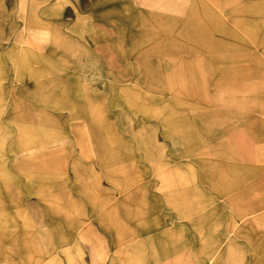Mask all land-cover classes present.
Returning <instances> with one entry per match:
<instances>
[{
	"label": "rangeland",
	"instance_id": "obj_1",
	"mask_svg": "<svg viewBox=\"0 0 264 264\" xmlns=\"http://www.w3.org/2000/svg\"><path fill=\"white\" fill-rule=\"evenodd\" d=\"M55 1L0 0V264H264L228 202L264 177V0Z\"/></svg>",
	"mask_w": 264,
	"mask_h": 264
},
{
	"label": "crops",
	"instance_id": "obj_2",
	"mask_svg": "<svg viewBox=\"0 0 264 264\" xmlns=\"http://www.w3.org/2000/svg\"><path fill=\"white\" fill-rule=\"evenodd\" d=\"M53 9L55 10L54 13V18H52L53 21L55 22H67L68 24L75 23L74 19L76 17V14L74 12L75 10V0H56L55 3L53 4ZM84 13L83 15L86 17H91V10L90 8H84ZM68 27H72L69 25ZM75 28V26H73ZM90 28V27H89ZM227 57H224V59ZM37 71V70H36ZM35 71V72H36ZM40 111L33 112V113H27L25 116L27 117H33V116H40L39 115ZM42 114L45 115V113L42 111ZM236 116L235 118L238 119L237 116H243L244 121H247V126L251 124V117H248L244 114L242 115H234ZM240 118V117H239ZM239 120V119H238ZM257 121V120H256ZM260 121V120H259ZM250 123V124H249ZM93 124V123H92ZM27 127V130H24V135L27 137L25 138V144L27 145H34L33 143L43 140V137H53L52 135L54 132L50 131H42L39 129L38 125H35L31 121H28L25 125L24 128ZM22 131H19L18 134H21ZM93 138L91 140H95L97 142H100L102 140L100 134H93ZM29 147V146H28ZM71 152V148H65V149H60V150H52V151H46L42 153L41 155H37L35 157H31L26 160L24 163L27 167H33L37 170V173L39 175V181H40V189H44L49 184L52 185L51 181H54L55 178H49L50 176V169L53 167V171H55L54 166L55 165H62L63 161H60L59 159H63V155H68ZM108 156V154L106 155ZM239 169H241L239 167ZM252 167H246L243 166V171L245 170H251ZM113 171V170H112ZM239 173V172H238ZM53 176V175H52ZM257 178V177H256ZM255 178V179H256ZM241 179L235 175L233 177L229 176V184L228 188H232L231 185L233 186V189L239 188L240 190L237 193H234L230 195L229 197V204L234 207V211L240 213L239 217L241 219L243 218L245 220L244 225L242 229L240 228L238 231L240 232L243 230V237L249 238L251 241L250 247L257 248L260 246V250H258L257 255H261L263 257L264 261V188L262 187L264 185V177L259 176L256 181H248L247 178H244V182L240 183ZM238 183V185H236ZM188 196V195H187ZM113 208V207H111ZM110 210V209H109ZM109 210H107L105 213H103V216L105 218L109 217ZM256 215L254 218H249L246 219L247 217H251L250 215ZM108 226V224L106 225ZM238 235V233H237ZM241 237L240 235H238ZM256 242V243H255ZM233 242L227 245L230 246L232 245ZM258 243V244H257ZM244 247V246H242ZM245 248L247 246L245 245ZM251 254L253 252H257L254 250H250ZM263 254V255H262ZM260 256V259H261ZM262 260V259H261ZM245 264V260H243Z\"/></svg>",
	"mask_w": 264,
	"mask_h": 264
}]
</instances>
